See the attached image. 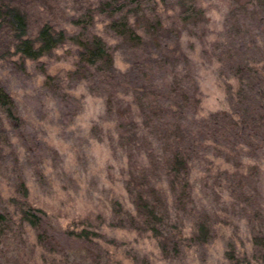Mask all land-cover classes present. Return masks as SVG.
Masks as SVG:
<instances>
[{"label": "rangeland", "instance_id": "obj_1", "mask_svg": "<svg viewBox=\"0 0 264 264\" xmlns=\"http://www.w3.org/2000/svg\"><path fill=\"white\" fill-rule=\"evenodd\" d=\"M104 1L0 0L24 14L27 36L33 38L43 24L67 36L46 56L22 62L9 51V34L0 30V84L17 116L10 121L0 111V210L7 220L0 235V264H264V242H252L264 235V150L236 152L237 163L220 147L196 148L190 197L179 203L163 170L146 157L150 146L135 143L131 124L136 121L144 133L143 145L153 141L161 150L154 134L162 133L165 120L168 127L179 121L165 113L156 118L152 108L142 113L134 97L140 88L157 92L155 99L142 98L143 106L155 100L161 109L172 105L177 115L178 105L194 96L198 102L190 99L181 118L193 128L202 116L229 111L231 89L234 98L239 86L232 66L257 58V46L264 50V7L254 8L248 0H192L201 15L184 24L178 18L179 0L145 4L154 6L166 31L178 33L177 39H167L168 32L158 35L157 45L148 35L146 51L127 48L109 32L105 13L93 15L92 27L73 25ZM89 34L104 39L114 68L122 73L113 92L74 74L79 60L74 39ZM220 52L228 61H218ZM141 66L145 73L126 76ZM227 169L233 181L226 180ZM140 174L148 176L145 185L163 192L159 208L165 226L159 228L164 241L175 235L177 250L169 242L163 249L152 231L130 222L127 209H134L132 190L143 181ZM24 208L40 211L38 229L22 220ZM204 213L210 237L199 243L194 223ZM38 233L47 242H39Z\"/></svg>", "mask_w": 264, "mask_h": 264}, {"label": "trees", "instance_id": "obj_2", "mask_svg": "<svg viewBox=\"0 0 264 264\" xmlns=\"http://www.w3.org/2000/svg\"><path fill=\"white\" fill-rule=\"evenodd\" d=\"M186 1L188 0L178 1L181 8V14L178 18L184 24L195 23V20L201 15V11L190 3L192 0H189L188 4ZM155 2L156 0H106L96 9L87 10L80 19L77 18L76 21H73V25L80 26V24H83V26L88 25L92 27L93 15L95 16L96 13H105L109 19L105 28L119 41L131 50H137L143 47L144 50L146 49V51H148V48H146L150 43L149 40L147 41L148 35L153 39V45H157L159 39L157 38L158 35L162 36L167 32V39L171 37L174 39L178 38L176 30L170 29L166 31L164 29L160 16L152 12L155 10L154 6H152L153 8L143 6ZM248 3L254 8H256L257 5H262L264 7V0H248ZM246 7L247 4L243 5L242 8L247 9ZM139 15H141L142 19L137 17ZM131 17H135L136 20L132 22ZM0 30L9 34V51L13 50V56H19L22 62L28 60L35 61L46 56L63 44L67 39L65 30H56L55 27L50 24H43L33 38L27 36V23L24 14L18 8L9 5H0ZM74 40L79 50V60L76 64L77 69L74 71V74H82L85 81L93 80L102 85L107 91H115L118 74L122 73L114 68L112 52L104 39L97 34H89L86 35L84 39L75 38ZM256 50L259 51V56L257 58L245 60L243 64H235L231 68L232 75L238 79L239 83L234 98L232 96V89L230 92V99L232 101L234 100L232 108L229 111L224 110L219 113H210L200 117L196 121L195 128L188 126L186 122L181 120V118L184 117V111L190 99H192L194 105L198 102L194 96L189 98L187 95L184 104L178 105L177 115L175 113L176 110L169 104L163 109L159 106L157 107L155 100L152 106H143V104H141L142 98H146V96H151V99L157 97L155 89L140 88L134 90L135 101L139 105L142 113L152 108L150 109L152 116L155 114L158 115V113H165L167 114L166 118L179 120L171 127H168L170 125L168 122L170 121L165 120V122L162 123L165 126L160 127L162 133H157L158 136H156V133L154 134V137L162 145L161 150H156L151 144L153 141H150L149 145L146 143L143 145V138L146 139L144 133L140 132L139 125L136 121L131 122L132 126H136V132L133 133L136 140L135 143L139 144V146L137 145L139 148L141 146H150L145 150L146 157L153 160L152 165L160 166L163 170L170 182V193L176 192V198H178L179 203H182L190 197V192L192 190L190 171L192 167L191 164L193 163L192 155L196 148L204 150L212 147L218 149L217 147H220L223 155L229 151L232 155V160L237 163L240 162V157L235 154L236 152H245L248 149V154L252 155L253 149L264 150V50L261 46H257ZM220 53L218 61H228L227 55L222 54L223 52ZM230 56L234 57L233 54ZM151 58L152 53H149V61H151ZM160 59H162V57H160ZM143 62L145 63L144 60ZM137 70L139 74L145 73L141 66L132 68L126 76L130 74L133 75ZM110 94L111 93L108 95ZM110 99L109 97L107 98L108 107ZM121 101L123 102V100ZM128 105L130 107L132 103ZM0 111L8 120H17L11 96L1 84ZM154 117L157 118L158 116ZM144 122H147L146 117ZM150 134L153 135L151 131ZM148 159L147 163H149ZM238 165L240 166L242 164ZM248 166L253 170L259 169L257 165ZM146 169L148 170L150 168ZM227 171L229 170L227 169L224 173L227 176L226 180L228 182L229 180L233 181L235 175L227 174ZM140 176V179L143 178V181L140 180L138 182V186L135 188L137 189L136 191L132 190L134 193L132 207H134V209L133 211L127 209L130 222L133 223V221L137 220L143 229L152 231L154 237L158 239L163 249H166L169 242L171 249L177 250L178 241L175 239V235H172L170 240L164 241L167 239L162 235L161 231L165 226L164 216L159 208L163 192L154 184L150 187H148L147 184L145 185V182L148 181L147 175L140 174ZM240 177L243 178L241 175ZM216 181L220 183L219 178H217ZM237 184L240 185L241 181H238ZM127 189L128 192H130L129 188ZM164 194H166V192H164ZM38 212L40 211H31V208H24L22 211V220L28 223L32 228L38 229L41 222ZM205 218L206 214L204 213V215L200 219L197 218L194 223V237L199 243H205L210 237L209 226ZM6 221V216L0 210V235L3 232L2 227ZM159 227H161V229ZM37 239L39 242L41 239L43 242L47 240L44 238V235L40 233H38ZM258 241L260 245H262L264 242V235H260V239L255 236L252 238L254 245ZM47 252L53 253L51 250H47Z\"/></svg>", "mask_w": 264, "mask_h": 264}]
</instances>
